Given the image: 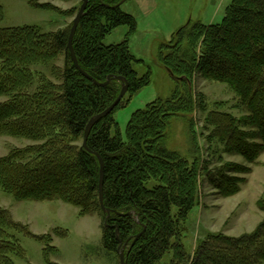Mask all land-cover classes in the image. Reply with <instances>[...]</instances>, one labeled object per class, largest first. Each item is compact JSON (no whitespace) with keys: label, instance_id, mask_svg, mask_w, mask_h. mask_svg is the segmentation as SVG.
Masks as SVG:
<instances>
[{"label":"trees","instance_id":"trees-1","mask_svg":"<svg viewBox=\"0 0 264 264\" xmlns=\"http://www.w3.org/2000/svg\"><path fill=\"white\" fill-rule=\"evenodd\" d=\"M35 8L59 9L28 0ZM121 0H89L74 36L80 66L68 49L72 23L56 31L37 25L0 26V135L21 137L32 143L0 156V185L18 200H61L80 209V215L99 212L103 217L102 242L119 255L125 245V264H264V220L252 232L240 235L211 233L197 242L192 253L183 242V225L197 204L202 168L199 158L190 162L168 147L173 120L196 110L207 112L210 138L226 152L249 162L264 152V0H233L220 23L182 28L159 51L162 65L176 78L171 95L159 97L131 115L124 137L114 117L126 95L150 84L151 72L139 76L129 39L106 45V35L121 25L135 32L134 16L124 12ZM79 10V9H78ZM78 12V11H77ZM77 14V13H76ZM5 10L0 5V22ZM53 65V81L36 74L33 66ZM196 74L226 83L247 108L238 118L219 109L208 110L193 87ZM121 75L128 92L108 116L92 127L87 145L83 139L89 120L108 108L120 94ZM37 84V85H36ZM36 85V86H35ZM116 134H112V128ZM104 160L103 213L99 200L100 161ZM249 167L226 162L207 171L210 183L224 196H232L245 180L237 173ZM158 183L149 188V180ZM17 232L48 244L51 235L33 234L0 207V264H15L25 250ZM48 246L44 249L46 261ZM172 258L163 262L167 253Z\"/></svg>","mask_w":264,"mask_h":264},{"label":"rangeland","instance_id":"rangeland-1","mask_svg":"<svg viewBox=\"0 0 264 264\" xmlns=\"http://www.w3.org/2000/svg\"><path fill=\"white\" fill-rule=\"evenodd\" d=\"M49 3L60 12L32 7L28 0H0L5 18L0 26L37 25L43 31H56L72 23L82 0H37ZM233 0H126L121 9L135 17L137 29L130 32L128 25H121L106 35V45L129 39L130 49L137 61L133 66L139 76L151 72L150 84L137 92L126 95L124 103L114 112V117L123 136H126L128 121L138 109L149 102L168 97L175 88L176 80L169 74L159 59L163 44L169 43L182 28L195 24L220 23L226 8ZM63 58L49 65H35L34 71L45 74L53 81L52 66H63ZM37 85V84H36ZM35 85V86H36ZM193 87L202 95L208 110L227 111L240 118L247 114L228 84L205 78L196 74ZM6 97H0V101ZM207 112H196L192 125L188 117L173 120L168 147L178 150L190 162L199 158L202 168L201 185L197 204L189 213L183 225V242L192 255L197 242L211 233L240 235L252 232L264 220V152L254 162H249L240 154L226 152L225 146L217 139L210 138L211 127L205 121ZM116 134V128H112ZM32 143L30 140L9 135H0V156L14 147ZM226 162L243 164L250 169L248 173H237L245 180L241 189L232 196H224L210 183L207 171L215 170ZM156 179L147 182L152 188ZM0 207L8 209L15 221L28 226L36 235H51L46 244L24 232H17L25 253L23 257L14 256L15 264H120L115 252L105 249L102 242L103 217L97 211L80 215V209L61 200L35 201L16 200L6 193L0 185ZM48 246L46 261L44 249ZM173 253H167L163 262H168Z\"/></svg>","mask_w":264,"mask_h":264},{"label":"water","instance_id":"water-1","mask_svg":"<svg viewBox=\"0 0 264 264\" xmlns=\"http://www.w3.org/2000/svg\"><path fill=\"white\" fill-rule=\"evenodd\" d=\"M125 1L126 0H121L119 4H123ZM88 3H89V0H82V3L80 5V7H79V10H78L77 14L75 15V17H74V19L72 21V26L70 28V33H69L68 49L70 51L71 58H72L73 62L75 63V65L77 66V68L85 76H87L90 79H93L92 76H90L80 66L79 61H78L77 56H76L75 49H74V44H73L75 33H76L77 28L79 26L80 20H81L82 16L85 13V10L87 8ZM168 72L170 73V75L173 78H176V76H174L173 73L170 70H168ZM112 79H118V80L122 81L123 84H122V88H121L120 94L118 95V97L114 100V102L108 108H106L104 111L94 115L89 120V122H88V124L86 126V129H85L84 139H83V147H85L87 149H89L88 145H87V140H88L90 131H91L92 127L94 126V124L97 121H99L100 119L108 116L111 112H113L114 109L116 108V106H118V104L122 101V99L125 97L126 93L128 92V82L121 75H110V76H108L106 81H104L102 83H100V82H97V83L100 84V85H108L111 82ZM94 81H96V80H94ZM93 152L98 156L99 161H100V178H99V200H100V205H101L103 213L106 214L107 217H109L111 212H112V210L110 208H107L104 205V160H103V158H102L100 153H98L96 151H93ZM119 257H120V264H125V245L122 246L121 249H119Z\"/></svg>","mask_w":264,"mask_h":264}]
</instances>
